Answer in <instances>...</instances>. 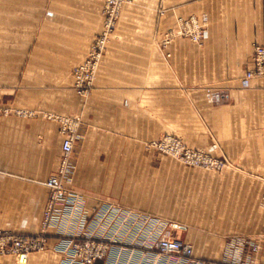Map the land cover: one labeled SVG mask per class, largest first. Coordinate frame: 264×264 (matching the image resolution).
<instances>
[{
	"label": "crops",
	"instance_id": "1",
	"mask_svg": "<svg viewBox=\"0 0 264 264\" xmlns=\"http://www.w3.org/2000/svg\"><path fill=\"white\" fill-rule=\"evenodd\" d=\"M131 1L83 97L73 68L103 29L105 0H0V230L40 232L50 201L45 183L63 157L57 117H78L68 186L90 219L94 208L118 204L155 219L156 235L191 243L197 257L223 264L231 250L251 254L253 240L254 258L264 264V76L249 87L241 82L255 45L264 44V0ZM192 16L208 18V39L178 37L162 46L177 19ZM163 134L194 148L217 143L214 153L227 169L197 187L168 183L146 193L136 179L139 151ZM108 161L122 162L120 169ZM68 231L106 237L111 230L91 219ZM60 233L52 226L48 247L31 252L26 264H61ZM144 234L120 230L115 240L134 241L141 256ZM0 264L21 263L8 254Z\"/></svg>",
	"mask_w": 264,
	"mask_h": 264
},
{
	"label": "built area",
	"instance_id": "2",
	"mask_svg": "<svg viewBox=\"0 0 264 264\" xmlns=\"http://www.w3.org/2000/svg\"><path fill=\"white\" fill-rule=\"evenodd\" d=\"M122 2L123 0H105L103 29L95 37L86 60L73 68L75 88L83 97H87L93 88ZM177 37H188L202 44L209 37L208 18L204 16L200 20L195 16L179 17L175 27L168 30L163 46L168 47ZM252 62L253 65L241 79L244 87H249L253 79L264 76V44L255 45ZM4 112L7 113L8 110ZM57 118L61 122V132L65 136L63 157L58 173L52 175L45 183L50 188V201L42 229L38 233L0 230V256L13 254L19 263L26 264L31 252L45 250L48 247L49 229L56 226L61 232L55 245L62 254L61 264H96L98 261H103L105 264H218L215 260L195 256L191 243L169 235H156L153 230L156 223L152 217L114 203H105L94 208V216L91 218L96 225H99L101 221L109 224L111 231L106 237L90 233L86 235L68 233V229L75 224L79 229L86 228L90 225L91 219L78 199L77 193L68 186V174L72 167L70 158L78 135L80 119L61 116ZM149 147L171 154L197 167L220 170L226 166L222 159L209 151L190 148L180 138L170 135L151 141ZM137 227L141 233L145 232V237L140 243L147 250L141 256L136 252L134 241L115 240L120 230L129 233L132 230L135 231ZM248 243L251 245V254L243 255L241 250H231L226 253L222 262L258 264L254 255L259 251V244L253 240H249ZM239 244H243V241H239ZM154 250L159 257L153 256ZM163 257L167 258L168 262L165 260L167 263L159 260Z\"/></svg>",
	"mask_w": 264,
	"mask_h": 264
},
{
	"label": "rangeland",
	"instance_id": "3",
	"mask_svg": "<svg viewBox=\"0 0 264 264\" xmlns=\"http://www.w3.org/2000/svg\"><path fill=\"white\" fill-rule=\"evenodd\" d=\"M131 3H132L131 0H123L122 4L120 6V12L116 18L115 27H114V30L111 34L110 41L112 40L114 32L118 28V25L123 18L122 16L125 12V9ZM159 12H160V14H163L164 10L161 8L159 10ZM173 27H175V26H173ZM167 32L165 33V35L161 39L162 46H163V40H164ZM185 38H188V37H185ZM93 87H94V85H93ZM78 130H79V125H78ZM169 135L173 136V137L180 138L179 136H177L175 134H163L159 138H156L154 140H158V139H161V138H163L165 136H169ZM180 139L190 148L197 149V150L209 151L211 154L218 156L214 153L219 147L217 143L212 144V146H210L209 148H194V147L189 146L182 138H180ZM151 141H153V140H151ZM151 141L145 142V144H143L142 148H140L139 158L137 161V168H138L139 176H138V178H136L138 180L140 186H142L141 188H143V191L145 190V192L148 194L151 191L153 192L154 189H156L155 190L156 193L157 192L161 193V189H162L163 184H168V183H170L171 186H176L177 188H179L182 185H188V187H192V186L197 187L200 183L201 178L210 179L212 177L211 174H221L222 170H226L228 165H229L228 161L225 158L218 156L220 159H222L226 163V166L223 169L213 170V169H209V168L193 166V165H190L188 163L181 161L178 157H175L171 154L165 153L161 150H157V149L149 147V143ZM164 159H166L167 162L163 165ZM91 163H92V165H95V164H98V161H92ZM107 164H109V165L114 164L113 167H115V169H117L116 171H118V169H120V167H121L122 162H120V161L109 162L108 161ZM185 164L187 166H189V168H187V166ZM165 166H167V167L164 168ZM186 168H187V170L190 171L189 173L185 172ZM128 178L129 177H125L124 179L127 180ZM219 184H220V180H219ZM107 187L109 190V188H114V185L113 184L108 185ZM206 189H208V188H206ZM149 190H150V192H149ZM193 192H195V191H193ZM177 194L180 195L181 198L188 195L187 193L185 194V192H181L180 194L179 193H177ZM200 194L202 195V198L204 200H206L207 196L210 195V191L204 190L203 193H200ZM107 196L113 197L111 194H107ZM195 196L196 195H192V201H195L194 200ZM219 196L224 198L223 200L226 201V193L225 192H223V193L220 192ZM223 258H222V260H223ZM222 263L228 264L225 262H222Z\"/></svg>",
	"mask_w": 264,
	"mask_h": 264
}]
</instances>
